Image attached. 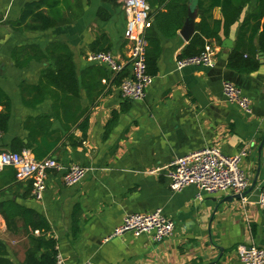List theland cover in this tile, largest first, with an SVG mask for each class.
<instances>
[{"label":"crops","instance_id":"1","mask_svg":"<svg viewBox=\"0 0 264 264\" xmlns=\"http://www.w3.org/2000/svg\"><path fill=\"white\" fill-rule=\"evenodd\" d=\"M33 1L38 0H0V87L11 100L9 128L0 133V152L12 150L18 141L36 159L53 157L65 167L81 164L88 171L74 186L64 184L63 170L50 172L44 196L37 199L31 180L18 179L11 166L0 167V203L10 200L43 215L68 264H244L237 253L240 244L264 248V208L258 204L264 185V56L260 53L261 66L252 73L228 67L230 52L257 0L245 5L228 35L222 28L220 41L206 39L216 52L213 66L178 68L177 60L189 41L180 31L166 38L157 30L162 52L142 100L124 98L108 68L87 60L89 53L100 49L120 60L128 58V14L121 0H61L54 11L43 8L53 15L50 28L17 31L13 24L25 4ZM148 1L154 12L161 8L160 0ZM212 16L224 20L219 3ZM200 20L199 14L197 23ZM51 42L64 44L73 56L85 110L77 123L69 122L65 110L37 88L43 70L55 61L32 57L19 65L13 55L16 47L36 44L46 50ZM23 53L27 58L33 50ZM92 66L110 75V80L103 78L108 83L102 79V93L95 99L82 85L86 78L92 89L95 76L85 74ZM224 81L239 86L252 100V114L226 100ZM123 106L127 110L106 137L113 111L120 112ZM84 117L89 118L85 136L80 126ZM214 145L227 155L249 147L241 165L250 187L257 181L245 200H228L230 193L198 199L192 184L180 191L170 188L168 171L176 158ZM158 208L175 223L173 235L164 241L154 242L148 233L111 236L126 214ZM16 227L11 232L0 209V238L13 262L26 264L27 250L35 245L31 227L22 217L16 218Z\"/></svg>","mask_w":264,"mask_h":264},{"label":"trees","instance_id":"2","mask_svg":"<svg viewBox=\"0 0 264 264\" xmlns=\"http://www.w3.org/2000/svg\"><path fill=\"white\" fill-rule=\"evenodd\" d=\"M198 2L200 22L197 23L196 33L189 40L180 57L194 55L202 52L206 48V39L221 40L220 31L223 28L224 34L228 35L231 26L236 23L245 5L251 0H196ZM61 0H38L25 4L20 18L13 24L17 31L24 30H46L53 24V15L47 14L54 11ZM194 0H160L161 8L153 13V26L147 32V66L151 75L157 73V61L161 55V37L159 32L166 38H174L178 35L187 17L189 8ZM220 4L224 14L223 21L213 19L212 10L215 5ZM159 32H158V31ZM102 36L93 43L96 46L100 43ZM257 41V44L255 43ZM29 48L33 50L27 58L23 57V52ZM43 51V52H42ZM98 51H108L100 49ZM260 53L264 56V0H257L256 9L249 14L239 33L236 46L230 52L228 67L240 73H252L261 66ZM15 61L19 65L26 64L33 58H51L55 65H50L43 70L41 83L37 87L42 93L51 96L57 106L62 107L66 112L69 122L77 123L84 115L85 110L81 107V82L78 78L76 66L72 53L60 42H51L46 50H41L39 45L19 46L14 51ZM95 76L92 89L90 90L86 78L82 85L93 99L101 95L102 88L99 84L102 79H109V71L102 67L92 66L85 74ZM98 73V74H97ZM130 74L129 68L125 67L114 76L112 82L116 85L122 83L123 79ZM110 80V79H109ZM45 89V91H43ZM0 133L7 132L11 117V100L0 87ZM77 109V111H75ZM126 106L122 110L113 111L111 119L106 125L105 136L107 137L114 126L117 124L120 114L126 111ZM71 113V116L69 115ZM75 114V116L73 115ZM89 118L84 117L80 123L84 136L87 133ZM70 129V126H66ZM18 141L13 142V151L22 152L24 145H17ZM37 153V152H35ZM40 156V155H38ZM37 156V157H38ZM40 159V157H39ZM15 176L17 172L15 170ZM0 209L4 213L8 228L11 232H16V218L22 217L27 225L31 227L30 238L35 245L27 250L26 264H56L58 254L57 241L50 235L51 226L47 219L34 209L16 204L10 200L0 203ZM40 233L36 234L35 231ZM0 264H15L9 257L7 245L0 238Z\"/></svg>","mask_w":264,"mask_h":264},{"label":"built area","instance_id":"3","mask_svg":"<svg viewBox=\"0 0 264 264\" xmlns=\"http://www.w3.org/2000/svg\"><path fill=\"white\" fill-rule=\"evenodd\" d=\"M121 2L128 14L125 32V37L130 44L128 58L120 60L111 51H94L88 54L87 60L106 66L114 76L128 67L130 74L120 84L121 94L126 99L142 100L146 97L147 90L154 80V76L148 72L146 58L147 32L154 23L152 7L148 0H121ZM215 54V50L206 44V48L198 54L179 57L177 67L213 66ZM103 82L108 83V80L103 79ZM223 92L228 102L238 105L246 114L253 113L252 100L239 86L231 81H224ZM248 151L249 147L245 146L238 153L227 155L220 146L214 145L178 157L172 162L168 171L170 188L173 191H180L188 185H195L198 189V199H202L204 194H242L251 185L249 175L241 165ZM4 166L15 168L18 179L31 180L33 193L37 199H42L44 196L50 172L63 170L64 184L74 186L85 178L88 171L87 167L81 164L65 167L53 157L36 159L29 150L1 151L0 167ZM241 198L246 199L245 196ZM258 204L264 208V185ZM174 231V221L164 213L162 208H158L148 213L126 214L111 236H121L127 232L135 235L148 233L152 235V240L158 243L172 236ZM35 233L39 234L40 231L37 230ZM237 253L244 264H264L263 247L243 243L237 247ZM56 264H68L59 251ZM84 264L97 263L87 261Z\"/></svg>","mask_w":264,"mask_h":264},{"label":"water","instance_id":"4","mask_svg":"<svg viewBox=\"0 0 264 264\" xmlns=\"http://www.w3.org/2000/svg\"><path fill=\"white\" fill-rule=\"evenodd\" d=\"M153 12L154 11L152 10V13ZM198 15H199L198 2L195 0L194 4L189 8L185 22L182 28L180 29V34L183 36V38L186 41H189L196 33V26H197L196 19ZM256 181H257V178L255 179L252 186L249 187L246 191H244L242 194H233V196H230L228 200H233L235 198L239 199L241 197L246 196L254 188Z\"/></svg>","mask_w":264,"mask_h":264}]
</instances>
